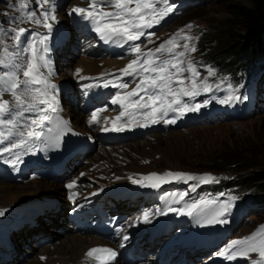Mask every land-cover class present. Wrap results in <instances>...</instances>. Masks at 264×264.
I'll return each mask as SVG.
<instances>
[{
  "label": "snow or ice",
  "instance_id": "snow-or-ice-1",
  "mask_svg": "<svg viewBox=\"0 0 264 264\" xmlns=\"http://www.w3.org/2000/svg\"><path fill=\"white\" fill-rule=\"evenodd\" d=\"M51 2V0H44L43 4L47 5ZM132 0H93L92 6L96 4L101 5H115V12H103V11H88L83 7H73L69 11V15L73 13L77 15H81L83 19L92 21L97 24L95 28L96 33L99 34L100 39L103 40L105 43L109 42L115 37H123L126 41H136L140 38L141 35H144L142 29L144 28H151L153 23L151 19L146 20L145 16L142 13L143 9H152V3H143L141 4L138 0L135 8H129L127 5L131 3ZM39 4V0H37ZM172 9L169 8L167 11L164 12L159 19H156L155 22L159 23L160 20L163 19L164 16L167 15ZM43 17V21L41 19L36 18V16L32 13L28 14L29 20H34L36 24H41L43 22V27L51 32L53 24L49 23V18L52 22H58L55 15L49 17V12L44 11L41 13ZM126 16H130V19H125ZM141 21L137 23L136 21ZM107 21V22H105ZM187 28H192L193 25L189 24L186 26ZM181 32L183 29L180 30ZM29 32V29L20 28L18 31L15 32L14 39L17 43H19L22 36ZM33 36L39 37L38 41L33 40L30 45L24 48V51H31L32 56L27 59V66L23 70L24 79L18 80L15 71H5L3 75H0V83L3 84V91L10 92L14 101L17 105H24L25 101L22 99L23 96H32L33 100L38 101L40 105H46L47 108H40V112H46L47 110H51L52 112H56L58 109L54 107V103H58L57 96L53 95L50 90H56L58 88L57 85L51 83L47 76H45L42 72H40L41 65L36 61H44L43 67L49 68L50 61L46 59L44 55H40L37 57V52L39 49L36 47L37 43L40 45H45L47 42L48 37L41 35L35 31L32 32ZM149 35H153V33H149ZM179 36V33L176 36L172 37L164 44H161L158 48L154 51L149 50L142 55H137L136 59L130 60L124 68L119 70V76L125 77H139V83H136V86L131 89V91H126L122 95L118 92L114 98L111 100V103L116 105L118 104L122 111H120L119 116L116 118L117 120L124 118L125 116H132L133 113L141 114L145 120H148L150 123L155 124L157 123V116L159 113H167L169 111L174 113H179L182 117L186 114V112H199L203 107H207L209 104L208 100H204L203 103H197L194 106H190L187 103H184L183 100L179 99L178 97H188L190 99H195L196 96L200 95L201 89H198L195 77L199 75L196 71L195 67L192 63L188 64V69L191 75L187 78L192 81L190 88L187 87H179L176 91H173V84L183 85V79H181V74L185 71L184 68L181 67L183 63L182 58L185 55V52H174L173 47H165V45H171L173 40ZM185 41L192 39V37H181ZM184 48L190 51H195V45H193L189 49V45L187 43L184 44ZM43 51L47 52V48ZM132 51L135 53H140V48L138 45L133 46ZM159 53H167L166 58H159L152 59V57L156 56ZM146 57V58H142ZM0 65L7 67L8 65L5 64V59H0ZM22 67L19 63L12 64V68L20 69ZM174 69L175 71H170ZM79 73V69L76 70ZM213 71L209 70V75H213ZM49 76L53 75V72L49 71ZM174 77L176 78L174 80ZM89 79L87 77H80V80ZM227 79V78H224ZM35 86V87H33ZM85 88L88 87H96L98 85H82ZM104 87H116L119 89H126L128 88V84L126 82H117L115 79L113 83L110 85L108 83L103 84ZM23 87V93L18 95V90ZM231 88V85H229ZM203 92H210L212 89L208 86H204L202 88ZM171 98V99H169ZM237 102L241 100L240 97L234 98ZM243 99H247V97H243ZM233 100L232 97H229L227 100H221L220 103L227 104L231 103ZM181 105L183 107L181 108ZM36 105L33 104L31 107H35ZM13 108L10 106L8 100H0V117H5L7 114H11ZM97 113L95 111L92 112V119L88 121L89 124L93 123L96 118ZM49 120V117L45 115H40L37 119H33L31 121V125L29 130L27 131V135L25 137L24 132L20 133V139L18 142H12L11 147H0V153H6L13 149L23 148L25 147L30 140H40L41 139V131L35 130L38 128H43L45 122ZM13 121L11 119H0V125L3 124H12ZM130 123V121H129ZM164 123H176L175 119L165 120ZM67 127V124H64ZM141 127H147L148 124H141ZM103 131H124V127H113L111 129L104 128ZM70 131V129H69ZM9 138L0 132V145L4 143V141L8 140ZM55 147L59 148L60 144L56 143ZM12 164L13 167L18 166L20 162V157L17 156L13 161H7ZM81 176L84 174L81 173ZM131 179V177H130ZM147 180L153 181L150 184L141 183L140 180H132L133 184H139L141 187H151L154 189H158L162 187V185L166 183H174V182H183L188 183L189 181H197L199 183H212L217 182L216 178L211 174H193L187 172H180V171H166L163 174L158 173H150L146 177ZM77 181L72 180L70 183L65 185L68 189H73L76 186ZM194 187V186H193ZM96 193H93L95 195ZM75 193L70 195V199H74ZM183 198V197H181ZM199 207L198 202L192 203L189 205V215L192 214ZM231 205L225 203L222 205L221 210L214 213L211 219L208 220V223H226L227 221L223 219H218V217L223 216L226 214ZM6 210H0V216L4 215ZM169 211H177L175 208H170ZM160 214V213H158ZM149 213L145 212L143 214V219L145 222H150L148 220ZM264 231V225H261L260 228L257 229V232ZM257 232H254L251 236L244 237L242 240L233 241L232 245L230 246L232 249H236L237 246L243 245L246 242H253L254 238L257 235ZM124 239H127L125 237ZM259 251L260 256L264 257V240H261L259 244L256 243H249L247 248L239 249V254L242 256H247L249 252H256ZM103 252L105 253L102 257H97L98 260L101 261V264H106L107 261L112 260L116 257L117 253L110 248H92L89 249L86 253L87 256L91 257L94 253ZM219 255L224 256V252H220ZM227 259H235V254L233 256H228ZM253 264H264V260L262 261H254Z\"/></svg>",
  "mask_w": 264,
  "mask_h": 264
},
{
  "label": "rangeland",
  "instance_id": "rangeland-1",
  "mask_svg": "<svg viewBox=\"0 0 264 264\" xmlns=\"http://www.w3.org/2000/svg\"><path fill=\"white\" fill-rule=\"evenodd\" d=\"M19 1L25 2V0ZM145 1L153 4L152 9L144 10L146 18L151 19V21L153 22H155L156 19H159V17L162 16L164 12L169 8H171L172 10L181 9L192 4L190 0ZM232 3L248 6L251 2L250 0H207L206 4L200 7L194 9L186 8L182 11H178V15L172 17V22H170L169 25L170 29L167 31V27H164L158 33H156L155 36H162L166 38L169 35L170 30L176 29L177 31H180L181 29H183L182 32H184V34H186L188 37L198 39V37H200L199 34L203 28L210 32L212 30V27L217 26V22L219 23L223 21L228 16L227 8L228 5ZM5 8L6 4H1L0 13ZM167 15L164 16L160 21L165 20ZM189 24L193 25V27L187 28L186 26ZM196 39L194 41L192 39L188 40L189 47L193 43H196ZM156 45V43L152 44V47H156ZM241 50L242 49L237 50V53H240ZM194 53L195 52L192 51L190 54L193 55ZM246 57H251V54H246ZM78 58L79 56L76 55L75 60L73 59V62L71 61L70 65H67V67L71 68V66L74 65ZM233 62L235 63L234 60ZM97 65H99L98 60ZM244 93L248 95L246 96L247 99L245 100L242 97L239 103V109L234 113V115L226 113V115H222L221 117L213 121V123L205 124L203 126H192L185 129L174 128L165 130L161 133H150L146 138H138L134 140L135 142H127L126 144H124L125 146H123L126 149L131 148L136 150V148H140L136 151H140L141 156L138 153L136 155L135 152L132 153V155L134 158L140 159V161L138 162L139 165L142 167L146 166V170L160 169L166 171L170 170L174 172L181 169L199 172L201 170H199V168H196V165H199V162L201 160L207 159L215 154H218L219 152L229 150H255L259 160L264 159V91L262 92V94L258 93L254 96H252V94L249 95L248 89H245ZM250 104L253 105V110L249 114L245 115V110L249 108ZM185 115H189V113L186 112ZM156 140H158V143H156ZM143 152L149 153L146 155L142 154ZM121 164L122 165H120L119 168L127 166L126 161L122 162ZM117 168H112V172H114V170H118ZM114 174H116V172H114ZM211 175L214 176L213 173ZM45 192L46 193H43L42 195H50V193H56L53 190ZM20 198L22 199L23 196L14 198L13 202L20 200ZM204 200L205 199H203V201L200 203L201 205L203 204ZM205 202L208 201L205 200ZM225 203H227L226 199L222 201L223 205ZM209 206L210 210L213 212L221 210V207H218L216 203H210ZM262 212L263 211L259 213ZM257 215L258 214L250 213L249 220L246 221L242 226L237 227L238 229L236 232L234 231L235 229L231 232V235L229 236L230 242L226 245L227 249H231L230 246L232 245L233 241L241 240L242 236L246 234H248V236H251L254 232H257L254 231L255 229H253L256 225L259 224L258 222H260L261 220ZM221 219L227 222L215 223L210 228L211 232H221L231 226L232 223L230 221L232 219L229 212H227ZM20 237L21 235L18 236V239H21ZM30 245V249L26 251V255L22 256V259H20L19 261L24 260L25 258L27 260V258L31 255V251L35 250V246L33 245L32 241L30 242ZM236 251L239 253V249Z\"/></svg>",
  "mask_w": 264,
  "mask_h": 264
},
{
  "label": "bare ground",
  "instance_id": "bare-ground-1",
  "mask_svg": "<svg viewBox=\"0 0 264 264\" xmlns=\"http://www.w3.org/2000/svg\"><path fill=\"white\" fill-rule=\"evenodd\" d=\"M73 55V53H69L68 56L70 57V60H73ZM105 62L104 66H107L110 69H115L121 64L113 60H106ZM75 66L82 68L84 74H97L102 69V67L97 65L96 60L91 59L90 57L81 56L71 68H68L67 65H65L61 69V74L63 75L66 71L72 70ZM171 119L174 118L172 117ZM73 121L77 127H82V116L79 113L73 114ZM157 141L158 140H156V143H158ZM124 144L117 145L116 147L112 146L108 149L101 148V150L96 151L93 155L86 158L91 160V164L81 166L79 170H85L87 174L91 176L93 174H107L113 171L111 167H118V174L114 176L107 175L104 181L112 183L115 186H122L124 187L123 189L129 188V191L134 190L133 188H130V185L126 184L141 176V172L148 173V171L145 169L147 168L146 166L142 167L139 165L138 162L140 159L134 158L132 155L134 152L136 155L137 153L140 155V151H136L140 148H136V150L131 148L126 149L124 148ZM148 153L143 152L142 154L147 155ZM125 160L128 161L127 166L119 168L120 165H122L121 163ZM90 167H92L91 171ZM83 180H85V178H83ZM61 186L62 183L51 182L44 179H32L18 185L11 182L0 181V206H10L13 203L14 198L23 196L22 199L20 198V200L15 201L19 203V207H22L27 205L29 200H36L38 196L46 193L45 191L53 190L56 193L51 195L59 194ZM99 186H95L94 189H97ZM38 191L42 193H38ZM117 208L120 209L122 206L119 204L117 205ZM49 214L50 215L47 216L45 221L39 219V227L36 232L47 235L51 238V242L48 245L32 246L35 250L31 251V255L27 260L25 258L24 260L19 261L22 258H16L8 264H80L84 249L90 245L99 243L96 238L85 234H78L77 232L68 229L65 220L59 219L63 214L54 212H50ZM208 218L210 219V216ZM19 235H21V239H26V236H29V234L26 235L23 231L19 232L18 236ZM17 238L18 237H16V240ZM40 255H46L47 257L44 261H41L39 258Z\"/></svg>",
  "mask_w": 264,
  "mask_h": 264
},
{
  "label": "trees",
  "instance_id": "trees-1",
  "mask_svg": "<svg viewBox=\"0 0 264 264\" xmlns=\"http://www.w3.org/2000/svg\"><path fill=\"white\" fill-rule=\"evenodd\" d=\"M250 2L248 6L236 3L228 5V16L217 22V26L212 27L210 32H203L199 48L201 56L203 54L217 61L223 68L230 69L233 60L237 63L245 60L241 51L257 54L264 52V0ZM239 49L242 50L237 53ZM196 168L201 171L231 173L235 176L231 185L251 192L264 201V159L259 160L255 150L222 151L201 160Z\"/></svg>",
  "mask_w": 264,
  "mask_h": 264
}]
</instances>
